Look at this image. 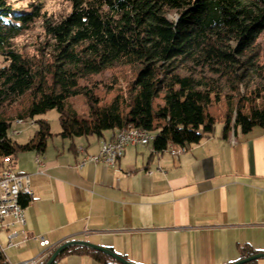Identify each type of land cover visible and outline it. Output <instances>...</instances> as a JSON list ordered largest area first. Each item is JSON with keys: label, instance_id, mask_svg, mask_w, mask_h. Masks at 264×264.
Listing matches in <instances>:
<instances>
[{"label": "trees", "instance_id": "obj_1", "mask_svg": "<svg viewBox=\"0 0 264 264\" xmlns=\"http://www.w3.org/2000/svg\"><path fill=\"white\" fill-rule=\"evenodd\" d=\"M65 1L69 11L52 19L42 13L41 2L22 9L0 0L3 161L27 150L44 151L52 136L49 123L39 118L26 142L12 139L14 120L3 108L23 96L28 98L17 114L20 120L55 109L63 139L136 128L152 135L156 151L168 144L186 147L213 131L210 108L219 103L224 105V135L231 129L247 133L254 126L264 128V64L258 43L264 42V0ZM39 20L48 58L26 56L13 44ZM118 64L135 69L126 93L103 102L81 83ZM184 64L187 72L180 73ZM76 96L84 99L86 113L74 109ZM20 201L25 205L28 196Z\"/></svg>", "mask_w": 264, "mask_h": 264}, {"label": "crops", "instance_id": "obj_2", "mask_svg": "<svg viewBox=\"0 0 264 264\" xmlns=\"http://www.w3.org/2000/svg\"><path fill=\"white\" fill-rule=\"evenodd\" d=\"M114 132L71 139L57 134L44 151L13 158L12 169L29 175L30 194L25 224L7 217L0 229V264L46 251L41 264L72 240L135 264H231L264 253V128L224 135L221 119L178 154L171 144L156 151L151 139L127 146L114 166L85 159ZM5 166L2 158L0 172ZM69 247L55 264H122L98 250L97 257L94 249ZM242 264H264V258Z\"/></svg>", "mask_w": 264, "mask_h": 264}, {"label": "rangeland", "instance_id": "obj_3", "mask_svg": "<svg viewBox=\"0 0 264 264\" xmlns=\"http://www.w3.org/2000/svg\"><path fill=\"white\" fill-rule=\"evenodd\" d=\"M14 7L22 9H30L31 5L42 3V13H45L46 18L58 19L64 16L69 11V4L65 0H10ZM170 17L175 18V14H170ZM47 37L42 28V20L35 22L31 29L27 30L17 38L13 39V44L26 56H35V58H48L50 49L46 45ZM261 49V56L259 61L264 64V42L262 38L258 41ZM179 72L186 73L188 64H184ZM135 75V69L132 66L118 64L111 68L105 69L97 75H93L81 81L83 85L91 88L96 96L101 101L110 100L117 92L126 93L129 87L130 81ZM27 96H23L11 105H6L3 108L4 114L11 117L14 122L10 129L11 137L15 141L24 142L27 141L30 136L32 137L37 129L36 119L43 118L50 125L51 137L58 134L60 130L59 116L55 109L48 110L44 114L35 116L34 119L23 120L17 116L19 111L24 107L27 102ZM72 105L79 114L87 112V106L82 96H76L72 99ZM223 103L215 104L211 106L210 112L215 117V124H218L221 120L223 111ZM14 129V130H13ZM13 130V131H12ZM51 143V141H50ZM2 157H0V161Z\"/></svg>", "mask_w": 264, "mask_h": 264}, {"label": "built area", "instance_id": "obj_4", "mask_svg": "<svg viewBox=\"0 0 264 264\" xmlns=\"http://www.w3.org/2000/svg\"><path fill=\"white\" fill-rule=\"evenodd\" d=\"M150 140L132 138L130 133H119L118 136L111 137L109 140H103L98 153L86 156L85 159L93 162L101 161L105 166H114L116 161L123 155L127 146L147 144ZM168 148L172 154H178L184 149L183 147L176 149L172 144ZM12 161L13 158L7 160L5 168L0 172V229L8 226L5 222L7 217L13 218L15 222L21 225L25 224L24 207L20 198L22 195L30 194L29 175L15 172L12 169ZM36 161L41 165L39 159ZM47 244L48 241L41 238L40 245L47 246ZM46 255L47 252L44 251L36 257L16 264H38Z\"/></svg>", "mask_w": 264, "mask_h": 264}, {"label": "water", "instance_id": "obj_5", "mask_svg": "<svg viewBox=\"0 0 264 264\" xmlns=\"http://www.w3.org/2000/svg\"><path fill=\"white\" fill-rule=\"evenodd\" d=\"M73 245L84 246V247H87L90 249L101 251L104 254L109 255L110 257H112L113 259H115L116 261H118L122 264H135V263H132V262L122 258L121 256L117 255L116 253H114L113 251H111L108 248H105V247H102V246H99L97 244H93L91 242L84 241V240H72V241H68V242L61 244L52 252V254L49 256V258L46 260V262L44 264H51L61 251H63L65 248H67L69 246H73ZM255 258H264V253H262V252L255 253L249 257L242 258V259H240L236 262H233L231 264H242L244 262H247V261H249L251 259H255Z\"/></svg>", "mask_w": 264, "mask_h": 264}, {"label": "bare ground", "instance_id": "obj_6", "mask_svg": "<svg viewBox=\"0 0 264 264\" xmlns=\"http://www.w3.org/2000/svg\"><path fill=\"white\" fill-rule=\"evenodd\" d=\"M119 133H130L131 137L135 139H142V138L152 139V135L150 133L144 130H141V129H136V128H123V129L117 130L114 132L112 137L118 136ZM101 144H103V141L101 142ZM7 160L9 159L4 158L5 163Z\"/></svg>", "mask_w": 264, "mask_h": 264}]
</instances>
